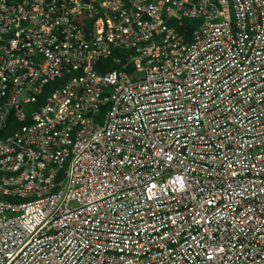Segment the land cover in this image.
Returning a JSON list of instances; mask_svg holds the SVG:
<instances>
[{
    "label": "built area",
    "instance_id": "1",
    "mask_svg": "<svg viewBox=\"0 0 264 264\" xmlns=\"http://www.w3.org/2000/svg\"><path fill=\"white\" fill-rule=\"evenodd\" d=\"M0 264H264V0H0Z\"/></svg>",
    "mask_w": 264,
    "mask_h": 264
},
{
    "label": "trees",
    "instance_id": "2",
    "mask_svg": "<svg viewBox=\"0 0 264 264\" xmlns=\"http://www.w3.org/2000/svg\"><path fill=\"white\" fill-rule=\"evenodd\" d=\"M183 22H184V24H183V26L180 28L181 31L185 30L186 28L188 29V31H190V30H192V28L196 25V21H193V20L185 19ZM115 53H117V52L115 51ZM103 60H107V59H103ZM109 60H110V59H109ZM101 61H102V60H99V61L97 62V64H96V69H98L97 66H99L98 64H100ZM110 63H111V61H110ZM111 65H114V64L111 63ZM114 66H116V65H114ZM113 68H114V67H113ZM113 68H111V69H113Z\"/></svg>",
    "mask_w": 264,
    "mask_h": 264
},
{
    "label": "rangeland",
    "instance_id": "3",
    "mask_svg": "<svg viewBox=\"0 0 264 264\" xmlns=\"http://www.w3.org/2000/svg\"><path fill=\"white\" fill-rule=\"evenodd\" d=\"M117 53H113L112 56H116ZM120 57L123 56V52H121L119 54ZM110 59V60H109ZM111 61V58H108L107 60H102L100 64H98L99 66H101L103 69L107 70V69H111V68H120V67H117V66H114V65H111L110 63Z\"/></svg>",
    "mask_w": 264,
    "mask_h": 264
}]
</instances>
